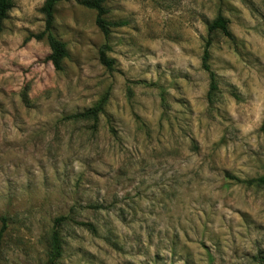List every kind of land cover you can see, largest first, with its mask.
Wrapping results in <instances>:
<instances>
[{
    "label": "rangeland",
    "instance_id": "rangeland-1",
    "mask_svg": "<svg viewBox=\"0 0 264 264\" xmlns=\"http://www.w3.org/2000/svg\"><path fill=\"white\" fill-rule=\"evenodd\" d=\"M61 0L46 62L44 0H12L0 29V264H264V0H111L106 40ZM218 90L201 69L207 25ZM107 45V69L99 51ZM107 95L97 122L73 117Z\"/></svg>",
    "mask_w": 264,
    "mask_h": 264
},
{
    "label": "trees",
    "instance_id": "trees-1",
    "mask_svg": "<svg viewBox=\"0 0 264 264\" xmlns=\"http://www.w3.org/2000/svg\"><path fill=\"white\" fill-rule=\"evenodd\" d=\"M61 0H44L42 7L40 8V13L43 15V30L35 35H30L26 40L34 39L36 41L45 40L49 47V54L46 57V62L50 63L53 69L57 72L62 71V62L67 58L68 52L66 45L59 40L53 33L54 26V10L57 4ZM111 0H82L79 4L96 13L95 25L103 35V37L108 40L110 33L113 29L121 28L125 25L123 22H111L106 20V15L108 13L105 8V4ZM12 0H0V29L4 20L7 19L8 12L12 9ZM219 32L223 37L227 38L231 42H234V37L229 31L227 20L218 15L212 22L207 25V38L203 48V53L201 57V69L208 74L209 87L207 98H211L216 94L218 90L216 76L210 67V54L209 48L212 44L211 35ZM105 50H108L107 45L103 46V49L99 51V62L106 67L107 69L112 68V61H109L105 57ZM107 95H105L94 108L88 109L82 113L74 115L73 119L76 120H91L97 122L98 117L103 114L104 107L107 102ZM226 178L235 181L238 184H243L248 187H258L264 188V173L253 179H238L235 177H229L226 175ZM72 222L80 227H86L89 230H93V227L90 224L85 223H76L68 217H57L53 220L52 229L49 235V248L47 253L46 264H58L59 260L62 257V246L63 241L61 237V227L66 222ZM2 226L0 228V253H1V244L4 232L6 230V220L1 219Z\"/></svg>",
    "mask_w": 264,
    "mask_h": 264
}]
</instances>
